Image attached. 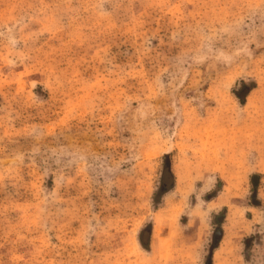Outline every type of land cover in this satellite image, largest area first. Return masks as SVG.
<instances>
[{"label": "rangeland", "instance_id": "obj_1", "mask_svg": "<svg viewBox=\"0 0 264 264\" xmlns=\"http://www.w3.org/2000/svg\"><path fill=\"white\" fill-rule=\"evenodd\" d=\"M0 264H264V0H0Z\"/></svg>", "mask_w": 264, "mask_h": 264}]
</instances>
